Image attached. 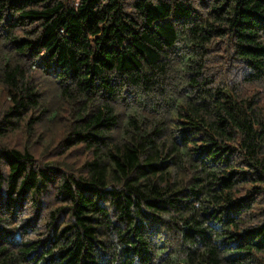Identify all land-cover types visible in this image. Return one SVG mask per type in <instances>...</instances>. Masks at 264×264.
Masks as SVG:
<instances>
[{
  "label": "trees",
  "instance_id": "obj_1",
  "mask_svg": "<svg viewBox=\"0 0 264 264\" xmlns=\"http://www.w3.org/2000/svg\"><path fill=\"white\" fill-rule=\"evenodd\" d=\"M0 264H264V0H0Z\"/></svg>",
  "mask_w": 264,
  "mask_h": 264
},
{
  "label": "rangeland",
  "instance_id": "obj_2",
  "mask_svg": "<svg viewBox=\"0 0 264 264\" xmlns=\"http://www.w3.org/2000/svg\"><path fill=\"white\" fill-rule=\"evenodd\" d=\"M16 144H21V141L18 140V141H16L15 143H13V145H16ZM53 151H55V150H53ZM57 151H58V150H57ZM52 154H54V152H52Z\"/></svg>",
  "mask_w": 264,
  "mask_h": 264
}]
</instances>
